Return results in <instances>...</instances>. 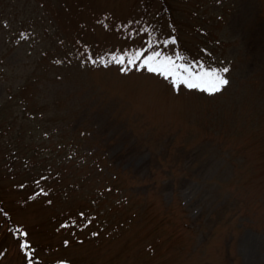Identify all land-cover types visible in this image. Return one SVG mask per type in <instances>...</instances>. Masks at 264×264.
<instances>
[{
	"label": "rangeland",
	"instance_id": "obj_1",
	"mask_svg": "<svg viewBox=\"0 0 264 264\" xmlns=\"http://www.w3.org/2000/svg\"><path fill=\"white\" fill-rule=\"evenodd\" d=\"M13 1L3 18L13 6L0 2L4 143L20 119L26 137L35 126L31 112L21 117L35 101L40 48ZM170 3L172 18L159 0L50 10L54 44L71 63L57 68L60 82L39 86L41 99L59 90L56 110L72 120L60 130L46 109L36 141L66 171L62 184H43L47 195L20 188L24 176L5 168L0 146V205L11 217L0 210V264H264V0ZM154 52L148 63L163 75L147 71ZM177 66V77L227 68L229 83L211 95L173 85L166 69Z\"/></svg>",
	"mask_w": 264,
	"mask_h": 264
},
{
	"label": "trees",
	"instance_id": "obj_2",
	"mask_svg": "<svg viewBox=\"0 0 264 264\" xmlns=\"http://www.w3.org/2000/svg\"><path fill=\"white\" fill-rule=\"evenodd\" d=\"M22 1V12L25 18V24H28L27 15H29V21L31 23L30 25L33 31L32 38L35 40L36 44L40 43V48L36 51V57L34 60L35 66L33 70L35 101L31 103L30 110H28L30 102H24L22 108L23 115L21 117L25 118L27 114L31 112L32 116H34L33 123H35V126L32 127L33 130L29 131V137H26V131L28 129H26L25 123L22 121V119H20L19 124L16 126V138L6 143L0 140V146L3 150V154L1 156L2 159L5 161V168L12 174L15 173V175L12 176H16L17 173L24 176H19L21 179L20 188L30 186L31 188H34L35 191H42L44 195H47V193H49V190L47 191L46 188H44L43 184H62L61 181L63 180L62 177L64 175L62 173L63 171H66V169L65 167L58 166L59 163H56L60 162L61 160V157H58L60 156V154L55 155L58 158H51L53 160L51 162H48V159H45V157L42 155V150L46 146H42V148L40 147V144H42L43 141L40 143L36 141V135H39V133L36 131L40 129V127H42V125L40 124L42 120L41 113H44L46 109H51L54 112L58 113L56 109H59L62 106H60L57 100V97L60 93L59 90L54 89L53 97L49 100V102L46 103L45 100L41 99L42 93L39 86L46 81L55 82L58 80L60 82L61 75L58 73L57 68H62V65L67 66L71 63L70 61L69 63L66 60V56H63L54 44L56 36L59 34V28L56 26H52V20L50 19L49 15L51 9H55L57 12L64 13V5L66 0H34L31 4V7H29L30 10L27 7V0ZM0 2H2L4 6H13L11 8L12 10L2 11V18L7 14L11 15L17 8L15 6L16 2H14L13 0H0ZM159 2L161 3L160 13L162 14L164 12H167L171 17V15L173 14V5L170 3V0H159ZM0 10H2V8H0ZM21 23H24V20H21ZM5 24L6 20L2 22L3 26H5ZM26 34L27 32L24 31V35ZM177 47L179 48V44H177ZM2 58L3 56H0V59ZM181 58L182 57L180 56V63L183 60V58L182 60ZM179 68L180 67L177 66L176 68H174V71L177 72ZM53 70L56 71L50 76V73ZM23 85L26 86V83H24ZM1 109L2 108L0 107V110ZM6 116L7 115L3 117L0 116V122L5 121L7 119ZM1 117L6 119H2ZM47 119L57 122L56 126L60 128V130H62L65 129L68 124H71L72 116L70 114L69 116H66V113L62 112L57 117H55V115H52L51 119L49 117H47ZM12 120L16 122V117L12 118ZM61 120H68V122H65V124L63 123L61 127V124L58 125V122H60ZM1 127L2 126L0 125V139L1 136L5 133V131L10 129V127H7V124H5V127L3 129H1ZM48 136H50V134ZM54 164H56L59 168L54 167ZM69 173L74 174L73 172ZM0 210L2 211L3 216L6 218V220L8 222H11V217L9 213L5 210V207L0 205ZM12 229L14 234H18V237L20 239V233H18L17 229H15L14 226L12 227Z\"/></svg>",
	"mask_w": 264,
	"mask_h": 264
},
{
	"label": "snow or ice",
	"instance_id": "obj_3",
	"mask_svg": "<svg viewBox=\"0 0 264 264\" xmlns=\"http://www.w3.org/2000/svg\"><path fill=\"white\" fill-rule=\"evenodd\" d=\"M172 43H175L173 40ZM139 54H137L138 58ZM161 56L160 52H154L151 56L147 58L145 61V64L147 65V71L148 72H156L157 74L163 75L164 72L161 71L160 67H153L151 64L148 63V61H153L156 58H159ZM169 64H171V57L165 58ZM113 60L116 61V63H122V60L116 59L113 57ZM131 63V61H129ZM163 64V62H161ZM167 75L165 78L167 79L168 76H173L172 83L173 85L177 84V80L180 84H183L189 89H198L202 92H207L208 94H214L220 92L224 86H226L229 81L224 78L222 73H227L228 69L223 68L221 71L217 70H211V71H203L200 72H189L188 68H183V72L185 75L178 76L174 69H166Z\"/></svg>",
	"mask_w": 264,
	"mask_h": 264
}]
</instances>
